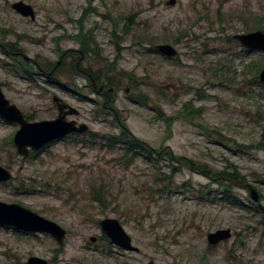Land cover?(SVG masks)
<instances>
[{"label":"rangeland","instance_id":"rangeland-1","mask_svg":"<svg viewBox=\"0 0 264 264\" xmlns=\"http://www.w3.org/2000/svg\"><path fill=\"white\" fill-rule=\"evenodd\" d=\"M18 1L34 9V22L12 10ZM169 1L0 2L5 98L38 123L58 118V97L80 112L73 120L93 134L86 143L65 139L24 159L14 145L19 126L0 119V167L13 175L0 186V202L26 208L68 234L61 246L48 235L25 237L0 226V264L30 258L49 264H264L262 216L247 190L220 181L238 176L264 206V85L253 70L264 53L234 40L264 33V0H175L174 7ZM164 45L177 57L161 56L156 47ZM18 53L43 71H21L28 65ZM79 61L82 71L74 76L72 64ZM58 63L61 71L48 85L45 67ZM189 105L200 114L186 120L180 114ZM122 128L157 162L139 158L128 166L124 151L101 139ZM95 135L100 140L93 145ZM107 219L120 222L139 253L110 242L100 227ZM228 229L230 241L209 246L210 233Z\"/></svg>","mask_w":264,"mask_h":264},{"label":"water","instance_id":"water-1","mask_svg":"<svg viewBox=\"0 0 264 264\" xmlns=\"http://www.w3.org/2000/svg\"><path fill=\"white\" fill-rule=\"evenodd\" d=\"M3 1L0 0V2ZM176 4L175 0H170L168 3L170 7H174ZM11 8L15 13L25 19H30L33 22L36 19L34 9L23 2L15 3ZM234 40L244 49L264 53V33L262 32L237 35L234 37ZM156 50L161 56L167 59H174L178 55L177 50L168 45L157 46ZM22 57L26 62L31 61L25 55H22ZM259 82L264 85V70L259 75ZM53 103L56 105L59 113L56 120L38 123L27 122L23 113L5 98L0 85V119L9 124L19 126L20 129L14 138V145L20 157L27 159L31 152H41L51 144L63 141L71 135H85L90 132L88 126L79 125L75 120H69L70 118H77L80 115L77 109L58 97H54ZM12 179V173L0 167V185L7 184ZM227 182L233 184L235 187L247 190L252 203L258 205L260 212L264 215V206L261 204V198L256 189L251 185L240 186L230 180ZM0 226L13 228L18 232L26 234L49 235L61 246L67 240V232L58 224L46 220L18 205H9L0 202ZM100 227L114 246L123 251L139 253V249L133 245L132 239L125 232L119 221L107 219L100 223ZM232 236L231 230H221L210 233L207 236V242L209 246L216 247L230 241ZM96 240L92 238L91 242L96 243ZM25 264H48V262L40 258H31ZM149 264L155 263L151 262Z\"/></svg>","mask_w":264,"mask_h":264},{"label":"trees","instance_id":"trees-1","mask_svg":"<svg viewBox=\"0 0 264 264\" xmlns=\"http://www.w3.org/2000/svg\"><path fill=\"white\" fill-rule=\"evenodd\" d=\"M76 40H78V43H80L83 47L85 46L83 44L81 38H77ZM143 42H149V41L145 40ZM91 52H93V51L90 49L89 51L87 50L84 53L88 54V53H91ZM25 66L26 65L23 64V66L20 68V70L27 74V73L30 72V70L28 69V67L26 68ZM52 68H53V66L50 65V71L52 70ZM72 70H73L74 76H78L79 72H78V70L76 68V65L74 63L72 64ZM253 70H256L257 76L260 75V73L264 70V62H258L256 64H254ZM60 71H61V67L56 72H60ZM19 72L20 71H18V73ZM93 77L97 81L100 80L99 76H93ZM106 78H107L108 83L110 84V86H112V84L110 83L107 75H106ZM255 82L258 83L257 77L255 79ZM105 101H108V98H106ZM199 114H200L199 111H197L195 108L190 107V105H189L188 107H186L184 109L183 114H180V116L183 117L184 119L188 120L187 118H193V117L198 116ZM122 127H124V126L122 125ZM92 135L93 134H91L89 132L88 134H85V135H71V136L67 137V139H71L72 141H75V142H73L75 145H79L80 143H86L87 141L83 142V140L85 138L89 137V136H92ZM95 137H96V139H95V143L93 145L97 144L98 141L100 140L99 139L100 137L98 135H95ZM101 139L105 140L107 142V146L120 147V149L124 151V157H125V159L128 162L127 163L128 166L133 165L135 160L139 159V158L144 159L146 161V163H148V164H153L155 161L157 162V159H155L156 157L154 155L155 153L151 149H149L148 146H146L140 140H138L136 137H134L125 128H122L120 135H110V136L106 135V136L101 137ZM173 175H174V173H173ZM223 178H225V179H223ZM238 178H239L238 176H235V177L234 176H230L229 178L221 177L220 181L223 184H228V186L231 185V187H233V184L228 183L227 182L228 180H231L233 183L238 184V185H245V183L238 181L239 180ZM226 193H228V192H226ZM238 208H242V207H238ZM256 211H257L256 212L257 214L262 216L263 221H264V215H262V213L259 211L258 208H256Z\"/></svg>","mask_w":264,"mask_h":264},{"label":"flooded vegetation","instance_id":"flooded-vegetation-1","mask_svg":"<svg viewBox=\"0 0 264 264\" xmlns=\"http://www.w3.org/2000/svg\"><path fill=\"white\" fill-rule=\"evenodd\" d=\"M5 1V0H4ZM3 1V2H4ZM18 2H21V1H18ZM18 2H15V3H18ZM14 3V4H15ZM13 5V4H12ZM12 5H11V7H12ZM22 53H18L17 54V58H20V59H23L24 60V58L22 57ZM75 55V54H74ZM84 54L82 53V56H83ZM65 56L66 55H64L63 57H61V60L63 61L64 60V58H65ZM81 61V60H80ZM80 61L79 62H77V64H76V68H77V70H78V72H79V74H81V68H80V66H79V63H80ZM24 62L28 65V69L30 70V72L29 73H27L29 76H31L32 75V67H36V68H39L40 70H42L43 71V69H42V67H39L38 66V64H36V63H34L32 60L30 61V62H26L25 60H24ZM62 63L60 64V63H58L51 71H49V73L48 74H46L47 75V77H46V81H47V84L48 85H52V79H53V76L57 73L56 71L58 70V69H60V67H62ZM47 70H50V64H49V66H46L45 67ZM46 71H44V73H45ZM85 74H87L86 72H85ZM91 76V78H93L94 79V77L92 76V75H90ZM94 81L96 82V80L94 79ZM53 86V85H52ZM91 86H92V88H93V84L91 83ZM95 92L97 93V91L95 90ZM94 92V93H95ZM100 96V95H99ZM80 116V115H79ZM78 116V117H79ZM77 117V118H78ZM25 119H26V117H25ZM27 120V119H26ZM27 122H29L28 120H27ZM119 125L120 126H122L120 123H119ZM149 148V147H148ZM150 149V148H149ZM43 151H41V152H38V153H34V152H31L30 153V155H29V157L30 156H36L37 157V155L38 154H40V153H42ZM28 157V158H29ZM27 158V159H28ZM13 180V179H12ZM3 185H6V184H2V185H0V186H3ZM261 203H262V201H261ZM256 206V208H258L259 209V207H258V205H255ZM16 233H20V234H23L22 236H25V237H27V236H32V237H35V238H38V236L40 235V234H26V233H23V232H18V231H16ZM47 236V235H46ZM49 236V235H48ZM97 241V240H96ZM31 259V258H30ZM21 264V263H20ZM49 264V263H48Z\"/></svg>","mask_w":264,"mask_h":264}]
</instances>
